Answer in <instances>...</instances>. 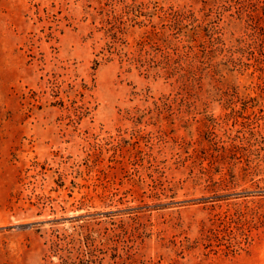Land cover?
<instances>
[{
  "label": "rangeland",
  "instance_id": "1",
  "mask_svg": "<svg viewBox=\"0 0 264 264\" xmlns=\"http://www.w3.org/2000/svg\"><path fill=\"white\" fill-rule=\"evenodd\" d=\"M0 264H264V0H0Z\"/></svg>",
  "mask_w": 264,
  "mask_h": 264
},
{
  "label": "trees",
  "instance_id": "2",
  "mask_svg": "<svg viewBox=\"0 0 264 264\" xmlns=\"http://www.w3.org/2000/svg\"><path fill=\"white\" fill-rule=\"evenodd\" d=\"M172 11H173V10H172ZM183 20H184V15H183V13H181V12H179V11H173V12L171 13V27H172L173 29H176L178 26H180V25L182 24ZM190 38H191V36H190ZM215 198H218V197H215ZM202 200L205 201V202H207L208 199H202ZM202 200H201V201H202ZM80 253H81V252H80ZM87 255L91 256L89 252H87V253L85 254V256H87ZM82 256H83V255H82ZM77 258H79V257H77Z\"/></svg>",
  "mask_w": 264,
  "mask_h": 264
}]
</instances>
